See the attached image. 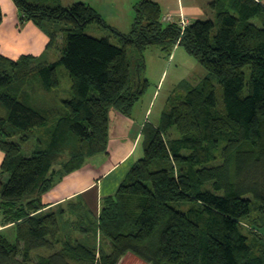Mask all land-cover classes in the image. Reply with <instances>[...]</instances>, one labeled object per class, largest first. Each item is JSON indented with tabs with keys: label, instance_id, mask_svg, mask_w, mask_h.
I'll return each mask as SVG.
<instances>
[{
	"label": "trees",
	"instance_id": "trees-1",
	"mask_svg": "<svg viewBox=\"0 0 264 264\" xmlns=\"http://www.w3.org/2000/svg\"><path fill=\"white\" fill-rule=\"evenodd\" d=\"M13 1L23 21L49 35V49L59 37L63 48L56 62L0 55L8 176L0 228H14V239L0 229V264H119L129 253L147 264H264V0H212L214 19L185 28L141 0L127 34L87 3ZM92 24L110 29L118 44L86 34ZM152 47L169 57L185 48L207 76L170 97L158 126L144 127V157L100 215L83 201L47 211L44 197L59 182L108 154L110 113L132 116L149 85ZM59 67L70 77V98L58 108L36 106L34 79L52 92L61 86ZM42 249L49 254L33 258Z\"/></svg>",
	"mask_w": 264,
	"mask_h": 264
},
{
	"label": "crops",
	"instance_id": "crops-1",
	"mask_svg": "<svg viewBox=\"0 0 264 264\" xmlns=\"http://www.w3.org/2000/svg\"><path fill=\"white\" fill-rule=\"evenodd\" d=\"M60 1L63 6L67 5V2H64V0ZM151 1L158 3L162 8V12L163 9L166 10L167 14L173 15L176 21L181 19V14L188 20L189 24L198 20H205L208 17L213 19L215 16V13L209 8L212 0H177V3L176 1L172 3L167 0L164 2L163 0ZM87 4L97 9L110 27L124 34L131 31L123 32L125 30L119 24L115 22L109 24L107 22L109 15L114 21L115 18L119 20L126 15L129 16L128 14L125 15L122 13L120 7L109 6L107 0H90ZM97 6L100 8H97ZM0 8L3 12V20L0 25V55L11 60H18L20 57L27 55L43 57V59L47 60L49 53L57 46L48 48L50 45L49 35L34 22L23 21L24 14L18 9L13 0H0ZM128 23L133 26L132 22V24L130 22ZM58 40L61 41V37ZM178 48L180 47L174 50L171 59ZM146 65L144 77L149 80L147 58ZM151 97L152 101H146V104L143 106L141 104V107H138V109L134 108L131 117H126L115 110L111 111L108 154H100L89 159L85 167L59 182L44 197V204L47 206V211H60V208L68 209L69 206L79 204V202L83 201L91 211L100 215L103 200L116 195L120 185L135 162L143 156V150L141 154L138 150L144 148V127L148 123L154 124L155 126L159 125V122L155 123L151 121L155 101L158 100V91ZM144 100L148 99L145 97ZM3 158L4 154L0 150V166ZM2 229L8 234L14 233L13 225ZM105 245L108 246L107 241ZM119 264L147 263L129 253Z\"/></svg>",
	"mask_w": 264,
	"mask_h": 264
},
{
	"label": "rangeland",
	"instance_id": "rangeland-1",
	"mask_svg": "<svg viewBox=\"0 0 264 264\" xmlns=\"http://www.w3.org/2000/svg\"><path fill=\"white\" fill-rule=\"evenodd\" d=\"M141 0H107V4L112 7H120L122 9V13L125 15L128 14L129 16H124L121 19L117 20L115 18L112 19L109 15L108 23L113 24V22L119 24L121 28H123L125 31L123 32H129L131 30V26L128 22H134L135 20V5L139 3ZM158 1V0H157ZM165 0H163L164 2ZM168 2H174L177 0H167ZM64 2H67L68 6L69 4L73 5L75 3L83 2V3H89L90 0H64ZM125 4V7H124ZM69 5V6H71ZM125 11H124V8ZM97 8H100L97 6ZM168 15L167 11L163 9L162 12V20H164V17ZM111 18V19H110ZM211 17H208L205 20H209ZM214 19V18H213ZM254 23H258V20H253ZM131 23V24H132ZM110 26V25H109ZM86 34L96 37V38H108L111 37L114 44H118V41L112 37L113 33L110 29L102 27L98 24H92L89 27L85 28ZM60 38V37H59ZM62 39V37H61ZM63 40V39H62ZM57 41V45L48 55L47 60L49 62H56L59 60V51L63 48V41ZM175 57V58H174ZM146 58L148 61V77H149V85L147 87V90L144 94L146 99L142 97L137 103L136 107L134 108L138 109V107H141L142 104L145 105L146 101H152V97L156 91H158V100L155 101V108L153 110V115L151 116V121H154L155 123H160L162 112L168 107V100L172 95H175L177 92L184 91V88L186 89L187 86H199L203 79L207 76V71L201 66L199 61L189 54V52L183 48L180 47L176 50L175 55L171 59L168 55H166L164 52L161 51L158 47H152L150 48L146 53ZM175 59V60H174ZM246 74L248 79L250 78V68H246ZM59 75L61 79V86L60 88L48 92L42 89V80L40 78L34 79L33 88L36 89L34 91L32 97H33V103L36 106H39L41 108L51 109V108H58L61 106L62 100H67L70 98V88H71V80L68 76L67 70L64 67H59ZM163 78V79H162ZM162 80V81H161ZM219 97H221V93H219ZM140 103V104H139ZM134 110V109H133ZM30 147V146H29ZM29 147H27L29 149ZM31 148V147H30ZM145 153L144 148H140L138 151L141 154L142 151ZM143 156L140 158L144 157ZM8 180V176H2L1 175V166H0V196H1V188H2V182H6ZM179 209H182L183 207L178 206ZM2 229V228H0ZM11 239H14V234L9 233L8 234ZM102 242V238L99 237V243ZM106 242V241H105ZM105 249L107 252H110V246L105 245ZM48 255L47 250H38L33 252V258H37L39 255Z\"/></svg>",
	"mask_w": 264,
	"mask_h": 264
},
{
	"label": "built area",
	"instance_id": "built-area-1",
	"mask_svg": "<svg viewBox=\"0 0 264 264\" xmlns=\"http://www.w3.org/2000/svg\"><path fill=\"white\" fill-rule=\"evenodd\" d=\"M165 23H177L180 27L185 28L189 25L188 20L181 14V19L176 21L173 15H167L164 17Z\"/></svg>",
	"mask_w": 264,
	"mask_h": 264
}]
</instances>
